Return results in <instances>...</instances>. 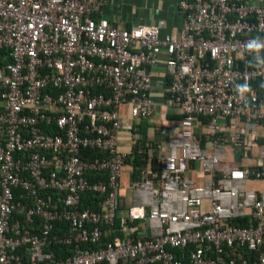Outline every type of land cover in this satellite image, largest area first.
Returning <instances> with one entry per match:
<instances>
[{"label": "built area", "instance_id": "built-area-1", "mask_svg": "<svg viewBox=\"0 0 264 264\" xmlns=\"http://www.w3.org/2000/svg\"><path fill=\"white\" fill-rule=\"evenodd\" d=\"M107 2L0 0V264H264V191L244 186L264 180V5L177 0L180 28L161 34L111 23ZM159 63L170 82L155 96ZM121 106L131 119L182 114L124 214L134 152L118 148ZM224 145L255 162L227 165ZM87 148L105 157L87 160ZM190 162L209 178L187 177ZM85 192L100 193L97 209L81 207Z\"/></svg>", "mask_w": 264, "mask_h": 264}, {"label": "crops", "instance_id": "crops-1", "mask_svg": "<svg viewBox=\"0 0 264 264\" xmlns=\"http://www.w3.org/2000/svg\"><path fill=\"white\" fill-rule=\"evenodd\" d=\"M254 5H264V0H249ZM177 0H108L103 8L104 17L111 23L120 24L126 28L139 23H160L161 34H175L178 32L181 25V16L177 12ZM153 94L160 96L167 87V81L164 79L165 68L163 63H159L151 68ZM160 108L157 109V117L155 119L145 121L140 119H131L128 116L127 107L122 106L120 113L122 119L127 124L119 132L118 148L122 152H133L136 144L144 142V147L152 143L160 134L159 130L167 127V139L160 141L156 154L159 161H163V157L168 153V141L177 133V119L174 118L175 111L169 110L166 119L162 118V112L159 114ZM159 116V118H158ZM165 138V137H164ZM264 138V137H263ZM142 146V147H143ZM141 147V148H142ZM226 153V163H236L241 165H249L255 162V158L251 154H239L234 151L229 145H224ZM187 177L195 180L196 183H202L209 177L204 175L197 163L190 162L189 170L186 173ZM134 174L132 166L126 163L120 177V186L118 189V198L120 209L126 210L128 206L138 201L133 197V182ZM246 189L255 190L256 192L264 191V180H247L244 183ZM125 212V211H124Z\"/></svg>", "mask_w": 264, "mask_h": 264}, {"label": "trees", "instance_id": "trees-1", "mask_svg": "<svg viewBox=\"0 0 264 264\" xmlns=\"http://www.w3.org/2000/svg\"><path fill=\"white\" fill-rule=\"evenodd\" d=\"M166 81L168 84L170 82V79L168 77H166ZM55 93L56 92L54 91V94ZM169 110L175 111L174 112L175 113L174 118L177 119L176 121H178L181 118L182 114H180V112L177 109L171 108ZM169 110H167L164 119H166L167 113ZM140 120L145 121L146 124H148L147 123L148 120H144V119H140ZM203 120H205V118H203ZM262 124H264V122H262ZM161 128H162V130L158 131V134H160V137L158 136V138H156V140H154L152 143L146 145L145 147L143 146L144 142H142V141H141V143L136 144V146L133 148V152H134L133 153L134 154L133 160L126 159V161L128 163H131V165H132L135 180L140 179V171L142 169L147 168L148 166H149V170H150V174H149L150 177H152L154 173L159 172V167H158V161L159 160H158V156L156 154V150H157V146L160 143V141H162L163 139H167V137H166L167 131L166 130L168 129L167 127H163V126ZM45 129L48 132H54L55 131V127H46ZM258 142L260 144L264 145V138L263 137L258 138ZM82 156L87 160H92L93 158H96V157H98V158L105 157V153L101 150H98V149L87 148V149H84L82 151ZM88 178L91 181H95L98 179H104L105 173L104 172H89ZM101 198H102V196L98 192H85L82 194V205H81V207L82 208L88 207V208H92V209H97L98 208V202ZM120 213L124 214V211L120 210ZM235 222H237L240 225H248L250 223L249 218H247V217L237 219V220H235ZM115 224L118 226L121 225V219L119 217L116 219ZM133 226H135L138 229L142 226V224L140 222H135L133 224ZM53 229H54L53 232L64 233L67 230V222L56 221L54 223ZM135 234H136V232L133 233L132 236L129 237V239L134 238L136 236ZM112 235H114V234H109V235L105 236L103 238V240L104 241L113 240L114 237ZM118 235L120 237H123L122 234H118ZM55 248L58 249V247H55ZM61 248H62V250L60 251V253L67 254L70 252V249L68 246H61ZM249 255L251 256L252 254L243 253V256H245V257H247ZM185 264H186V261H185Z\"/></svg>", "mask_w": 264, "mask_h": 264}, {"label": "clouds", "instance_id": "clouds-1", "mask_svg": "<svg viewBox=\"0 0 264 264\" xmlns=\"http://www.w3.org/2000/svg\"><path fill=\"white\" fill-rule=\"evenodd\" d=\"M259 47V45H257Z\"/></svg>", "mask_w": 264, "mask_h": 264}, {"label": "rangeland", "instance_id": "rangeland-1", "mask_svg": "<svg viewBox=\"0 0 264 264\" xmlns=\"http://www.w3.org/2000/svg\"><path fill=\"white\" fill-rule=\"evenodd\" d=\"M122 107V106H121Z\"/></svg>", "mask_w": 264, "mask_h": 264}]
</instances>
